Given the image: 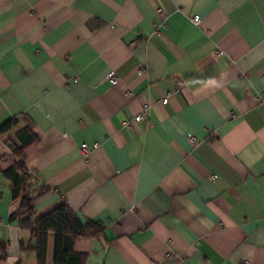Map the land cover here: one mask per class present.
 <instances>
[{"label": "crops", "instance_id": "0c3cea01", "mask_svg": "<svg viewBox=\"0 0 264 264\" xmlns=\"http://www.w3.org/2000/svg\"><path fill=\"white\" fill-rule=\"evenodd\" d=\"M13 119L0 264H37L4 175L21 150L37 217L66 203L102 225L75 241L85 264H264V0H0Z\"/></svg>", "mask_w": 264, "mask_h": 264}, {"label": "trees", "instance_id": "16d2710c", "mask_svg": "<svg viewBox=\"0 0 264 264\" xmlns=\"http://www.w3.org/2000/svg\"><path fill=\"white\" fill-rule=\"evenodd\" d=\"M15 121H7L0 127V132L11 128ZM31 140L35 141L36 138ZM16 154V166L4 172L12 180L14 198L21 199L20 208L11 216V220L17 221L22 229L28 230L35 242V245L28 246L23 243L22 249L35 252L37 264H46L48 236L53 232L56 235L55 264H85V256L74 250L75 241L79 236H99L103 231L102 225L94 221L82 223L66 203L44 216L37 217L35 197L29 191L30 177L25 166L24 152L21 150ZM5 248L6 243L1 241L0 260L6 259Z\"/></svg>", "mask_w": 264, "mask_h": 264}, {"label": "built area", "instance_id": "2783aa9c", "mask_svg": "<svg viewBox=\"0 0 264 264\" xmlns=\"http://www.w3.org/2000/svg\"><path fill=\"white\" fill-rule=\"evenodd\" d=\"M192 20H193V22H195V23H199V20H200V17H199V15H194L193 17H192ZM109 79H110V81H111V83H116V81H117V76H116V74L114 73V72H112L111 74H110V76H109ZM170 93H167V95L161 100V103L163 104V105H166L168 102H169V97H170ZM148 106H145L144 108H143V110L139 113V114H137L136 115V117H135V121H141V120H143V118H144V113L146 112V110L148 109L147 108ZM131 124V121H127L126 122V125L127 126H129ZM189 138H190V140H191V142H193V144L195 145V146H197L198 144H199V140L194 136V135H190L189 136ZM98 145H94V146H91V145H88V144H83V145H81V147H80V151H81V153L84 155V156H88L96 147H97ZM213 177V179H216L217 178V175H213L212 176Z\"/></svg>", "mask_w": 264, "mask_h": 264}]
</instances>
